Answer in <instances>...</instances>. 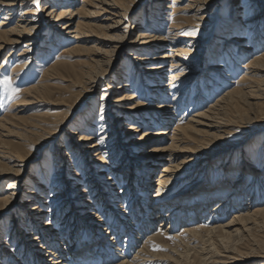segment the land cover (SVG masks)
Returning <instances> with one entry per match:
<instances>
[{"label": "bare ground", "instance_id": "bare-ground-1", "mask_svg": "<svg viewBox=\"0 0 264 264\" xmlns=\"http://www.w3.org/2000/svg\"><path fill=\"white\" fill-rule=\"evenodd\" d=\"M30 1L0 0V52L11 47L8 57L12 59L16 50L23 47L19 59L24 62L22 69H26L36 62L35 56H39L36 53L45 51L48 56L61 44L74 45L73 48L64 47L62 54L71 56L83 51L92 57L89 58L88 70L76 72L73 88L87 89L92 94L115 69L109 84L112 85L109 90L114 93L111 100L102 105L108 110L102 111L104 121L97 124L91 117L93 111L81 117L83 127L71 124L67 118L69 113L52 115L51 124L44 121L37 124L33 118L28 119L32 124L29 122L23 131L17 128L21 132L12 130L14 125L9 121L4 124L0 121V137L8 139L0 143V182L7 180L9 175L14 178L7 184L5 193L0 194V219L20 207L14 194L22 188V173L29 167L32 147L56 143L52 157L54 182L57 179L61 181L51 187L52 211L41 202L46 190L38 192L33 189L27 193L35 205L25 211L30 202L24 203L21 205L23 209L13 213L11 220L16 229L20 221L26 219V228L30 231L14 236L18 245H26L19 250L10 248L12 244L4 245L6 249L1 250L0 258L3 260L0 264H204L207 260H213L212 264H244L251 262L250 259H261L255 264H264V241L257 240L254 235L256 228L264 227L263 167L253 168L246 161L238 169L230 168L238 173L239 178L234 182H227L226 178L217 183L201 177L196 184L193 183L194 187L163 199L184 178L196 173L199 176V169L210 162L213 153L230 146L218 148L217 145L229 142L233 132L240 129L237 126L239 122L228 117L232 105L240 98L252 100L250 105L255 107L260 103L264 85L258 82L257 76L264 73V53L254 54L246 65L241 66L245 72L236 82L238 89L226 91L185 125L178 123L174 130L171 129L179 118L180 109L188 107L184 102L191 95L194 83L202 89L201 82H207V89L201 90L194 99V103L203 104L213 94L210 84L224 86L229 82L225 77H232L230 69L237 67L241 58L257 52L264 45V7L251 2L253 8L250 5L236 12L233 24L220 33L207 54L215 63L199 73L196 70L202 62L197 61L206 48L188 32L206 27L203 15L218 0H189L187 3V0H151L149 5V0H142L135 11L145 6L144 12L132 22L129 15L132 10L130 4L134 0H81L79 6L80 0H40L41 5L33 7ZM166 1L167 6L164 7ZM237 1L240 0H234ZM50 5L54 7L47 19L54 22L49 23L51 29L43 38L45 42L29 40L32 35L41 33L46 25V19L36 25L37 19L29 18L33 15L32 9H37L38 16ZM19 7L22 10L18 24L10 27ZM170 11L181 16L165 32L164 24ZM135 24L139 34L131 42L128 37L132 33L126 30ZM121 28L122 33L119 31ZM89 45L92 47L87 48ZM122 53H128V58L133 60L132 71L117 66L120 64L117 58ZM217 60L222 63L215 65ZM59 67L73 68L64 62L56 65ZM215 75L225 77L218 80ZM136 77L148 90L150 97L146 99V107L139 103L140 96L131 92ZM180 85L183 88L181 92L178 91ZM25 92L27 100L21 106L42 104L40 107L58 108L66 102L49 103L50 91L44 84L27 88ZM168 97H173L171 103ZM106 99L104 94L102 102ZM97 125L101 128L98 138L89 133ZM2 128L7 135L1 132ZM155 128L161 129L156 131ZM62 131L66 132L65 139H60ZM261 132H264V126L247 135L244 141L252 140L253 143ZM138 133L141 138L136 139ZM261 151L264 155V145ZM162 158L166 159L162 161ZM76 159L80 162L85 160V167L92 168L91 172H84L83 186H80L81 182H66L63 177L71 164L76 168H73L71 177H81L79 168L82 163ZM159 164L166 165L156 175ZM248 176L252 181L246 185ZM31 181L41 183L35 175ZM40 188L44 186L39 185ZM115 214L119 217H114ZM184 234L192 239H188L183 251L177 248L173 256L158 255L150 249L149 244L162 240L163 235H171L173 240L180 241ZM242 250H260L263 254L250 257ZM217 258L228 261L218 262Z\"/></svg>", "mask_w": 264, "mask_h": 264}, {"label": "rangeland", "instance_id": "rangeland-1", "mask_svg": "<svg viewBox=\"0 0 264 264\" xmlns=\"http://www.w3.org/2000/svg\"><path fill=\"white\" fill-rule=\"evenodd\" d=\"M188 1L189 0H187L186 3ZM141 2L142 0H134L130 4V9L132 10H130L131 14L129 15L130 16L129 19H131V22L132 20L136 21L139 17V14L140 15L143 14L142 12H144L143 8L145 6L144 7L142 6L137 11H135V9L140 5ZM150 2L151 0H149L147 5H149ZM251 2H254V4H257L260 7L261 6L264 7V0H240L237 2H234V0H218V2L210 6V8H208V12L204 13L203 15V17L207 21L206 27L203 30L201 29L198 30V28H195V29H191L188 32L192 36L198 38V40H200L201 46H204V48H206L202 52L201 54L202 56L200 57V59L197 61V63L202 62L199 65V68L197 67L198 68V70H196L197 72L199 73L204 72L205 70L209 69V66L215 63L214 61H210L211 55L207 56V54L210 53L209 51H210V48L212 47V43L215 42L220 37L221 32L225 31L231 24H233L237 11L241 9H245L246 6H250V5H252V8H253V4H251ZM41 3L42 2L40 0H31L29 4L32 5L33 7V5L40 6ZM167 3L168 1L163 3L164 4L163 6L164 7L167 6L165 5ZM79 5H81V0L80 2L78 1V6ZM53 7L54 5H50V7L48 8L49 10L46 9L44 13H40L38 16H36L37 9L36 8L32 9L33 15L30 16L29 18L32 20L37 19L36 25H38V23L43 22V19L44 20L46 19V25L43 26L44 28L41 31V33H39L38 35L37 34L32 35V37L29 38V40L36 41L37 43L45 42L43 38L47 37V35L49 34L48 30L51 29L50 24L54 22L53 19L52 20L47 19L48 17L47 15L49 14V11H51ZM21 10L22 8L19 7L18 11L16 12V15L14 16V20L11 22L10 27H14L16 24H18V21L21 15ZM243 13L245 12L243 11ZM180 16H181L180 14L170 11L169 16L166 17L168 19H167V22L164 24V31L168 32L171 26H174L175 20L179 18ZM136 27H137V24L130 25L129 26L130 30H126L127 33H132L131 35L128 34L129 35L128 39L131 42L135 41L139 34V29L138 30L135 29ZM119 31L120 33H122L123 29L121 28ZM128 31H131V32H128ZM46 43H47V40H46ZM71 46L72 48L74 47V45H69L68 43L61 44L59 47L57 46L55 49H52L54 52L48 56L47 54H45L46 52L42 51L41 49L40 51L42 52H40L39 54L37 53L35 54V55H39L38 57L35 56L36 62H33L32 66L26 69H22L24 62L19 59V55L24 49L23 47H21L19 50H16V54H15L16 56H14L12 59L8 57L9 52L12 49L11 47H8L4 49L2 52H0V121H2V124H4L5 121H9L14 126L13 127L9 125H5V126L7 127L9 126L8 128L11 127V129L14 131L21 132L18 129H21L22 131L26 130L27 129L26 127L29 126L28 123L29 122L31 123L32 120L29 121L28 119L33 118L34 121H37V124L40 123L39 121H44V122H48V124H51L52 121L50 120H52V117H51L52 115L55 116V115H58L59 113V116H61V115H65L69 113L67 115V118L70 119L71 124H79L80 127H83L81 117L83 115L86 116L87 114L90 115L91 111L94 112L91 117H93L92 120L95 121L96 124L98 123V121H101V120L104 121L105 116L104 115L101 116V114H102V111L106 112L108 109H106L102 105L107 104V101L111 100V94L114 93L109 90V87L110 88L112 87V85H109V84L111 83V77L113 76L112 73H114L115 69L111 70L110 74H108V76H106V78L99 83V85L97 86L98 88L92 94H91V91L87 89H85L84 91L81 88L74 89L72 86V83L74 81L76 72L80 73L83 70H88L89 58L92 57V55L88 54L87 52L82 53L83 51L81 53H78V54L76 53L75 55H71V56L69 54H62V50L64 49V47L71 48ZM89 47H92V45L87 46V48ZM45 48L46 47H44V49ZM256 53H259V54L264 53V45L257 52L249 53L245 57L241 58L236 64L237 67H235L234 64L232 63L234 67H232V69H230L229 71L230 72L229 75L232 76L231 78H226L227 76L225 77V75H222V77L219 75H215V77H217L218 80L220 79L222 80V78L225 77L226 81H229V82L225 83L224 86L221 83L220 86L222 85V87H217L215 83L210 84V87L214 89L213 94L209 95L206 98V102L203 104L194 103L195 102L194 99L198 96L201 90L203 92L205 91V88L207 87L206 86L207 82L205 84L203 81L201 82L200 86L202 89H198L199 87H197L196 84L194 83L195 85L193 84L192 89H191L192 96L191 95L188 96L189 97L188 99H190V101L188 102V99H186V101L188 102V105L186 101L184 102V104H186V106L188 107H184L183 109L182 108L180 109V112L178 114L179 116L177 115L179 118H177L178 120H175L174 124H172L173 126H171V129L174 130L177 127L178 123L179 124L182 123V125H185L191 119L192 116H194L195 114L199 112L206 110L211 103H213L219 97L224 95L226 91L238 89V85L236 84V82H238L243 77L244 72H245L243 68H241V66L246 65V63H248L253 58L254 54ZM132 54H133L132 56H136L135 53H132ZM113 59H115V57L112 58V60ZM117 59H118L117 61L120 63L117 65L118 67H126L130 71L134 69L133 60L128 58V53L120 54L119 58ZM60 62L67 63L69 65L71 64L73 68H68V69H64L61 67L56 68V65L59 64ZM206 63H208L207 66H206ZM216 63L218 64H215V65H219L222 62L221 60H217ZM208 80L209 79H207L206 81ZM257 80L260 84H262L263 82L262 85H264V73L258 74ZM128 81H131V80H128ZM43 84L47 85L50 91L49 100H47L49 101V103L50 102L59 103L65 100L66 101L65 104L63 103L64 105L58 108H55L53 106L49 107V105L40 107L42 106V104L41 105L39 104L36 106H21L23 105L24 101L27 100V93L25 92V89L27 88L31 89L33 87H38ZM132 85H133V90L131 92H134L136 93L137 96H140L139 103L142 106L146 107V105H148L146 99L150 97L148 94V90L143 88L142 82L140 79H138V77H136ZM262 88L264 89V86H262ZM182 89L183 88L180 85L178 91L181 92ZM104 94L106 95L107 99L105 102H102ZM261 94H262L261 96L262 101L261 100L258 101L260 103H258L256 107L253 105H250L253 102L252 100H249L248 98H244V99L240 98L241 100L239 99V101L235 105H232V107L229 108L228 117L234 121L239 122L237 126L240 127V129L237 128L233 132L232 136L229 139V142L223 143V144L220 143L217 146L218 148H221L222 146L227 145V144H230V146H228L227 149H222L221 151H217L213 153V157L211 158L210 162L208 161V163H206L201 169H199L200 171V172L198 171V173H200L199 176H197L196 175L197 173H196L194 176L190 178H187V177L184 178L182 183L178 185L177 187H175L172 192L169 191L163 197V199L172 198L176 193L187 190L190 186L194 187V185L196 184V180L198 181L201 180L200 179L201 177L204 179L210 178L217 183L222 182L223 180L225 181L226 178H227L226 180H228L227 182H234L236 181L238 177V173L237 171L233 172L234 169L230 170V168L232 167V168L238 169L239 165L243 164L246 161L248 162V164H252L253 168L255 167H258L259 169H262L261 167L264 168V155L261 151V147L264 145V132L257 134L255 138L253 139L254 141L253 143H251L252 140L244 141L247 135L256 131L259 127L264 126V93H261ZM168 101H170L171 103L173 101V97H170V98L168 97ZM15 117H20L22 119L16 120ZM182 119H185V121H183ZM128 124H130V122ZM122 125H124V123ZM2 129L4 131L1 130V132H3L4 135H7V132H5V129L4 128ZM160 129L161 128H155L156 131ZM6 131H8V129ZM100 131H101V128L98 127L97 125V128L95 129L92 128V131L90 130L89 133L92 136L98 138ZM65 134L66 132L62 131V133L60 134V139H63V138L65 139ZM138 134L139 136L136 137V139L141 138V134L140 133ZM2 140L4 141L8 139L5 137H0V143H2ZM55 144L56 143L51 142L41 148H36L37 146H34L31 148L32 150L29 151L31 161L29 162V167L25 169L22 173V176H23L21 179L23 183L22 188H20V191H18V194L17 192L15 194L13 193L14 195L18 197L16 202L18 205H20V207H16L13 212H11L10 214H7L6 216L0 219V254H1V250L6 249L4 245L12 244V246L10 245V248L14 247V249L16 250H19L20 248H23L26 245L25 243L23 246L18 245L16 240H14V236L19 237L20 234H23L22 231L24 233H27L30 231L29 228H26L27 226L25 224L27 223L25 222L26 219L24 221L22 220V222L20 221V223L18 224L19 227L16 229H14L13 226L11 225V220L13 217V213H16L20 209H23L21 208L22 207L21 205H23L24 203L30 202V204H27L25 211L27 210V208H30L31 206L35 205V203H32L31 200L27 196V193L30 190L36 189L37 191L40 190L41 192H44L46 190L47 191V193L45 194L46 196L43 195L44 199L41 202L43 204L44 203L47 204L49 211L53 210V208H50L53 203V201L51 200V191H52L51 187H53L55 184H59L58 182H61L59 179H57V182H54L55 172L53 170L54 168L52 164L53 163L52 157H53V152H55V149H56ZM91 144L92 143H90V145ZM252 144H254L255 146H258L257 149L256 147L252 146ZM213 150L216 151L215 148ZM105 152H108V150L106 149ZM165 159L166 158H162V161H164ZM76 161L78 163H82V166L80 165V168H79L81 172L80 173L81 177H78L77 179L71 177L72 173L74 172L73 170L76 169L75 164H71L68 171L67 170L64 171L63 177L65 178L64 180L66 182L69 180L74 181V184H77V183L79 184L81 182L80 186H83L82 182L85 180L84 172L86 170L87 172L88 171L91 172L92 168H90V166L85 167L86 166L85 160L83 162H80L78 159H76ZM42 164L43 166H41ZM159 165L160 167H158V173H156V175L159 174V172L161 171V167H163V165H166V164H159ZM32 175L33 176L35 175L36 179L39 180L41 183L39 184L38 181H31ZM7 177H9L7 180L0 182V194L5 193V190L7 189V184H9L14 179L13 176L11 175ZM191 178H193V180H191ZM157 179H159V177L153 180L152 182L156 181ZM246 179H247L246 182H248L246 185H248L252 181V178L248 176ZM194 182L195 184L193 185ZM39 185H43L45 189L44 188L39 189ZM73 197L75 198L74 195ZM263 203H264V200H263ZM232 213L234 212H231V214ZM104 217L102 218L105 219ZM114 217H119V216L115 214ZM18 218L21 219V216H18ZM50 219L51 218H49V220ZM259 222H261V220H259ZM101 225L102 224H100V226ZM260 227L256 228V230L254 231V235L256 239L258 238L257 240L261 239L262 241H264V227H261V228ZM156 228L158 227L155 226V229ZM180 233H182L181 230H180ZM190 238L191 236H189L188 234H184L181 238L182 240L179 241L175 239L173 240L171 235L170 236L163 235L162 240L158 239L157 240L158 242L153 241L149 245H151L150 246L151 251L154 253H157L158 255L173 256L174 255L173 252H176L177 248H178V251H183V249H185L186 243L188 239ZM176 242L178 244H176ZM244 245L243 247H246L244 249L247 250L248 247L246 246V244ZM254 249H256V247H254ZM246 250L244 251L242 250V252L246 253L247 256H250V257L252 256L256 257L257 254L258 255L263 254L262 251L260 250L254 251V252L250 250L248 251ZM223 251L224 250H222V252ZM2 260L3 259L0 258L1 262ZM216 260L218 262L228 261L226 258H221V259L217 258ZM250 261L251 262H244V264H255L261 261V259H250ZM211 262H213V260H210V261L207 260V262L204 264H209V263L212 264ZM196 263L198 264L199 262H196ZM140 264H143V263L140 262ZM145 264H157V263L153 262V263H145Z\"/></svg>", "mask_w": 264, "mask_h": 264}]
</instances>
